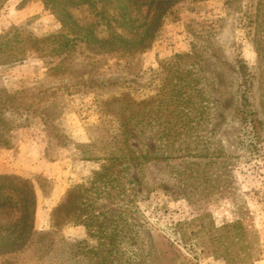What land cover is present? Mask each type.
Here are the masks:
<instances>
[{"label": "rangeland", "instance_id": "374dc122", "mask_svg": "<svg viewBox=\"0 0 264 264\" xmlns=\"http://www.w3.org/2000/svg\"><path fill=\"white\" fill-rule=\"evenodd\" d=\"M92 1L0 0V89H65L57 133L35 118L0 147V174L35 185L44 230L0 264H264V22L247 25L248 0H202L163 19L140 53L49 55L41 38L62 20L60 40L78 27L94 29L91 48L104 37ZM108 1L137 18L125 34L141 28L138 5ZM215 20L219 33L199 30ZM123 93L119 118L136 136L114 165L103 158L117 146L118 105L103 100Z\"/></svg>", "mask_w": 264, "mask_h": 264}, {"label": "trees", "instance_id": "16d2710c", "mask_svg": "<svg viewBox=\"0 0 264 264\" xmlns=\"http://www.w3.org/2000/svg\"><path fill=\"white\" fill-rule=\"evenodd\" d=\"M129 3L138 5L140 9L139 17L142 18V26L134 33L125 34L122 29V25H127L129 21L135 23L137 18L126 16L124 12H108L105 3L108 0H93L90 6L85 8L86 11L91 10V19L94 16L95 23L102 22L106 31L103 38H97L95 48H91L89 43L91 36L94 34V29L77 28V31L73 33L72 38H64L60 33L64 28H70V22L62 20L61 31L46 35L42 37V41L52 44L51 52L49 55L61 57L66 55L68 50H71L74 46H79L80 49H91L94 54L112 53L116 54L121 50L126 53H140L144 51L151 40L155 37L159 27L163 23V19L172 17L177 18L178 11L183 7L186 11L196 10L195 3L202 0H184L179 4L181 0H145V7H142V2L135 0H128ZM174 3V4H173ZM177 4L179 6H177ZM175 5V6H174ZM246 5V3H245ZM141 6V7H140ZM177 7V8H176ZM94 9V10H92ZM143 11V12H142ZM117 16H120V21ZM243 16L247 20V25L251 26L256 23L264 22V0H248L247 8L243 11ZM94 23V24H95ZM218 20L213 22L202 24L199 26V30L205 32H212L217 34L221 30V25H218ZM210 38L206 37V41ZM83 44L84 46H81ZM50 47V46H49ZM88 47V48H87ZM191 48L195 50V44L192 43ZM90 51V50H89ZM127 54V55H129ZM115 83L113 80H105L100 82L99 85L106 86L108 84ZM62 80L59 81L58 87H48L38 90L35 93H29L26 89H19L14 93H6L0 89V147H4L10 144V133L16 127H28L31 125V121L35 118L39 120L40 125L43 128L50 129L57 133L59 125L57 119L59 118V111L52 110L57 104V100L64 94V88ZM69 84H66V87ZM78 83L74 84V87H78ZM111 99V101H110ZM102 101V99H101ZM104 103L110 104L116 103L118 106L115 116L118 117V130L116 133L117 146L111 150L108 156L103 159L105 162L111 164H118L124 160V151L126 146L128 148L134 147L133 144H129L125 137L135 139L136 132L134 125L130 127V130H125L127 122L119 118L121 105L129 102L125 94H118L116 96L108 97L103 100ZM124 111V110H123ZM57 135V134H56ZM118 140H121L120 142ZM124 144V145H123ZM126 145V146H125ZM88 145H77L76 148L82 150ZM87 159V157H83ZM110 166L101 163L100 170H109ZM100 173V171H99ZM98 174V172H93ZM36 191L35 185L29 180L17 175L0 174V256L6 257L13 254L23 252L24 248L28 245L34 244L37 236L44 234L43 228L36 227ZM60 206L57 205L51 211V217L48 220V227H58V213ZM78 215V214H76ZM74 217V216H73ZM76 221V220H75ZM78 222V221H77ZM82 222V221H79ZM90 232V228H87ZM41 232V233H40ZM83 241H74L72 247H77ZM48 246V245H46ZM73 254L69 256H76V251L72 250Z\"/></svg>", "mask_w": 264, "mask_h": 264}, {"label": "crops", "instance_id": "0c3cea01", "mask_svg": "<svg viewBox=\"0 0 264 264\" xmlns=\"http://www.w3.org/2000/svg\"><path fill=\"white\" fill-rule=\"evenodd\" d=\"M35 223H36V227H38V225H37V209H36V222Z\"/></svg>", "mask_w": 264, "mask_h": 264}]
</instances>
